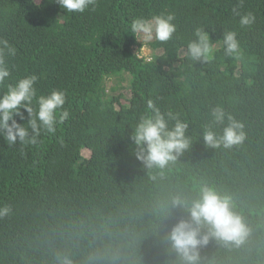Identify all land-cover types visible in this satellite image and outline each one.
Listing matches in <instances>:
<instances>
[{
	"label": "trees",
	"instance_id": "16d2710c",
	"mask_svg": "<svg viewBox=\"0 0 264 264\" xmlns=\"http://www.w3.org/2000/svg\"><path fill=\"white\" fill-rule=\"evenodd\" d=\"M0 264H264V0H0Z\"/></svg>",
	"mask_w": 264,
	"mask_h": 264
},
{
	"label": "rangeland",
	"instance_id": "374dc122",
	"mask_svg": "<svg viewBox=\"0 0 264 264\" xmlns=\"http://www.w3.org/2000/svg\"><path fill=\"white\" fill-rule=\"evenodd\" d=\"M148 28L143 29L140 31V35H139V42H140V51H138L140 53V55L146 57V58H152L155 54H159L161 52V49H153L151 47V41L154 39L155 37V27L153 26V24H155L154 22H151ZM117 81H112L110 80L108 82V87H113V86H117V90L114 92V95H117L121 92L124 93V97H123V102H127L128 97L130 96V82H129V78L124 80L123 83V87L120 86V88L118 87V85H116ZM113 91H110L109 94H112ZM83 154L85 156H89L90 155V150L89 149H85L83 151Z\"/></svg>",
	"mask_w": 264,
	"mask_h": 264
}]
</instances>
